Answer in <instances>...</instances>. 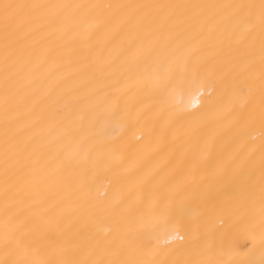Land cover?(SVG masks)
<instances>
[{"label":"bare ground","instance_id":"6f19581e","mask_svg":"<svg viewBox=\"0 0 264 264\" xmlns=\"http://www.w3.org/2000/svg\"><path fill=\"white\" fill-rule=\"evenodd\" d=\"M0 264H264V0H0Z\"/></svg>","mask_w":264,"mask_h":264}]
</instances>
